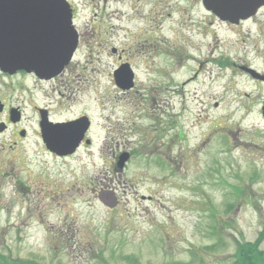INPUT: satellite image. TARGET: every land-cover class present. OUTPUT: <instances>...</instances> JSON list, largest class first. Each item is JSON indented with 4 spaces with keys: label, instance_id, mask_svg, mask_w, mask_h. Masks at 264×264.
I'll list each match as a JSON object with an SVG mask.
<instances>
[{
    "label": "rangeland",
    "instance_id": "1",
    "mask_svg": "<svg viewBox=\"0 0 264 264\" xmlns=\"http://www.w3.org/2000/svg\"><path fill=\"white\" fill-rule=\"evenodd\" d=\"M69 1L86 41L74 69L104 79L83 97L94 146L3 156L0 264H264V90L232 65L247 54L226 24L199 0H108L109 16Z\"/></svg>",
    "mask_w": 264,
    "mask_h": 264
},
{
    "label": "flooded vegetation",
    "instance_id": "2",
    "mask_svg": "<svg viewBox=\"0 0 264 264\" xmlns=\"http://www.w3.org/2000/svg\"><path fill=\"white\" fill-rule=\"evenodd\" d=\"M68 2L72 13V24L77 31L78 41L72 59L57 75L46 78L39 77L32 71L26 69L4 71L0 68V181L14 174L12 169L10 171L2 169L3 156L10 153L15 154V157L18 158L19 151L30 140H35L34 146L40 151H44L54 157H58L50 149V143L54 140V137L60 138L61 144L63 145L73 142L75 137H77L80 140L77 142L75 150L79 148L93 149L94 142L91 140L90 134L92 135L91 131H94L96 127L94 120L84 111L90 103L84 101L83 97L92 99L91 92L93 87H99L104 79L98 76L96 80L90 81L88 78L84 79L81 73H77L74 69L75 63L73 61L75 56L79 53L80 47H83L86 41L82 37L78 26L79 13L77 12V7L75 3L69 0ZM99 4L101 5L100 9H103V14L109 16V14L105 13V10L108 8V0H97L96 2H87L82 5H89L94 9L93 6H98ZM7 7L16 8L20 6H18V3H4L0 1V48H3L5 42L11 45L8 42L11 38H14V32H16V29L11 27L10 17L17 10H10ZM159 10V16L163 17L164 14L162 12L164 7L161 6ZM204 12L208 15V18H211L216 23L214 26L217 27L219 24H226L230 31L228 44L232 52L237 53L244 50V53L247 54L246 58L243 57L238 62H233L232 65L240 71V75H243L250 81L251 85L253 84L257 88L264 90V5L253 15L238 21L220 22L211 12ZM154 18H156V12L153 10L152 19ZM93 20L96 21L97 18H92ZM30 21L38 23L41 20L39 21V18L35 20L31 18ZM195 24L191 23L189 26L190 31L191 26L194 28ZM208 24L212 25L213 22H208ZM215 38H217L216 34ZM143 41L145 43L147 40L143 39ZM12 50L1 52L0 56L19 55ZM133 66L136 67L129 62H118L117 71L120 70L122 72L126 68L130 77L132 76L134 78L135 68ZM120 83H116L120 90L133 88L131 85L126 86L122 84L121 81ZM165 90V86H159L158 88L159 92H164ZM74 101L82 108L81 113L77 116H73ZM96 101L99 104V98ZM258 101H260L258 104L262 105L264 93L262 96H259ZM68 115L71 117H67ZM73 121L77 122L70 127V130L74 134H69L63 126L57 125ZM129 129H131V126ZM118 130L120 129L115 128L113 132ZM120 154H122L121 151L118 153L117 159ZM12 181L16 182L18 179L12 177Z\"/></svg>",
    "mask_w": 264,
    "mask_h": 264
},
{
    "label": "water",
    "instance_id": "3",
    "mask_svg": "<svg viewBox=\"0 0 264 264\" xmlns=\"http://www.w3.org/2000/svg\"><path fill=\"white\" fill-rule=\"evenodd\" d=\"M4 3H18L22 6L7 9L24 11L28 18H39L44 27H51L53 35H47V43L53 46L46 48L42 58L43 65L33 61L34 58L18 56L16 59L0 56V67L4 69L24 68L34 70L37 74H56L70 59L74 51L77 35L71 26V13L66 0H0ZM207 9L213 10L223 20L231 18H244L253 13L264 4V0H203ZM32 12H36L32 13ZM32 13V14H30ZM51 53V54H48ZM35 60V59H34ZM29 61V62H28ZM38 61V59H37ZM36 62V64H35ZM264 115V106H263ZM67 132V131H66ZM69 133V132H68ZM70 134V133H69ZM79 139L75 137L74 143L61 144L60 138L50 143V148L58 154H67L74 150Z\"/></svg>",
    "mask_w": 264,
    "mask_h": 264
},
{
    "label": "bare ground",
    "instance_id": "4",
    "mask_svg": "<svg viewBox=\"0 0 264 264\" xmlns=\"http://www.w3.org/2000/svg\"><path fill=\"white\" fill-rule=\"evenodd\" d=\"M18 6H21V4H18ZM30 19L31 18H28L25 15L23 10L16 11L15 14L11 15L10 22L11 27L16 29V32H14L15 36L8 42L11 45H8L6 42L4 43L3 48H0V53L8 52L13 49L12 51L18 53V56L30 57V61L34 58L35 60L33 59V61L43 65L42 58L45 56L44 53H46V48L50 47V49H53V46H51L52 42L50 43V46L47 43V35H53L52 28L48 26L44 27L42 21L33 23ZM18 56H5V58L12 57L13 59H16Z\"/></svg>",
    "mask_w": 264,
    "mask_h": 264
}]
</instances>
